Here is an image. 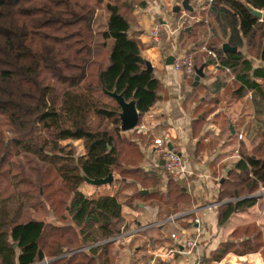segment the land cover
<instances>
[{"label": "trees", "instance_id": "16d2710c", "mask_svg": "<svg viewBox=\"0 0 264 264\" xmlns=\"http://www.w3.org/2000/svg\"><path fill=\"white\" fill-rule=\"evenodd\" d=\"M102 5L110 17L100 38ZM146 6L147 0H0V264H116L117 241H106L120 233L125 221L120 190L92 199L80 190L86 179L118 174L119 187L136 188L128 200L141 201L138 209L144 202L154 204L159 221L191 204L179 177L163 163L159 169L168 180L166 189L141 194L161 182L143 178L137 143L143 135L121 130V107L109 95L135 101L139 124L161 100L162 84L154 71L147 72L145 47L133 32L134 12ZM250 7L263 11L262 19ZM214 8L215 15L210 12L207 21L184 33L193 37L197 25L211 32V18L220 19L219 29L230 34L225 44L237 51L220 49L218 62L234 76L238 88L233 94L251 93L257 114L264 117V66L254 67L247 57L264 63V0H214ZM195 33L194 38L203 34ZM214 38L208 36L207 43ZM232 138L229 130L227 141ZM68 141H82L85 153L79 156L72 142L63 144ZM260 185L264 160L242 154L222 185L220 200L234 201L220 206L219 224L255 206L256 198H243ZM241 233L238 246L222 243L201 263L221 262L230 253H257L261 227L244 225ZM229 263L240 264L235 257ZM260 263L258 256L252 258V264ZM156 264L169 262L158 259Z\"/></svg>", "mask_w": 264, "mask_h": 264}, {"label": "crops", "instance_id": "0c3cea01", "mask_svg": "<svg viewBox=\"0 0 264 264\" xmlns=\"http://www.w3.org/2000/svg\"><path fill=\"white\" fill-rule=\"evenodd\" d=\"M176 3L177 0H147L145 8L134 12L136 24L133 32L138 34L139 40L145 47L142 56L152 64L154 74L162 84L161 100L144 115L142 121L152 130L153 134L150 136L153 137V140L154 136L166 137L165 139L169 141V147L182 156L186 174L179 177L177 182L187 190L191 204L177 214L190 213V215L179 220L178 223L167 224L165 227L156 225V221L159 222L157 217L156 221L153 220L149 224H145V217L150 214L153 217L152 214L158 213V209L156 207L154 209V204L144 202L140 204V209L136 207L135 212L123 214L127 228L131 224L133 227L136 226L135 229L133 227L126 229L129 234L125 242L129 243L130 246L135 238H142L144 247L142 245L135 247L133 254L135 257H141L146 253L148 258L155 249L173 244L170 236L179 227L192 231L193 221L197 217L201 219L197 248L191 256L180 254L172 261L173 264H190L199 255H206L207 258H210L211 253L216 251L222 243L231 242L238 246V243L244 240L241 233L244 225H250L251 228L258 226L263 231V238L255 245H258L257 253L245 256L230 253L227 256H234L241 264H252V258L258 256L264 264L262 255L264 253V194L259 196L262 193V185L253 195L243 198H256L255 206L234 214L223 225L219 224L217 217L220 206L234 201L230 199L221 201L220 196L223 183L228 179L229 172L236 167L241 155L246 154L258 160H264V117H259L257 114L251 93L244 97L233 94V91L238 88L234 76L227 74L221 66L216 69V64L210 63L205 53L200 51L196 53V56L201 53L199 57L203 60L202 65L205 66L209 62L204 68L205 77L199 80L198 85H202L209 91V97L208 95L203 98L194 97V90L188 84L190 81L195 82L196 71L190 77L176 72L172 64H168L171 57L180 58L188 55L190 54L188 49L192 48L191 46L186 49L182 44L184 42L183 32H185L182 22L186 18L182 15V9L176 12V9L181 7L176 6ZM211 13H214V9ZM192 26V24H188L186 31H190ZM156 30L158 33L157 36H154ZM186 39H192V37L187 34ZM223 47L224 43L220 48ZM200 50L202 51V49ZM248 59L254 64V67L264 66V63L250 56ZM214 69L216 73L213 72ZM212 74H216L217 77L214 78ZM225 82L229 83L226 88H223ZM260 83L263 82L260 81ZM217 87L221 88V94L215 93ZM262 88L264 89V86ZM212 98H215L213 101L215 105L211 106L213 108H210V111H214L203 120V113L198 114L200 105L209 104L210 102L207 101ZM249 103H252V107ZM219 115H222L226 120V126L220 128L216 126ZM258 121L262 124H258ZM217 128L218 131H216ZM229 130L232 131L233 138L227 141ZM255 132L259 136L254 140ZM146 136L148 135H143L141 140L137 139L140 152L144 157L143 167L146 175L143 178L161 182L157 188L151 187L147 191L149 193L164 191L168 180L157 164L159 157L151 150L153 140L149 141ZM153 169L157 172L154 173ZM138 187L139 190L142 189L141 186ZM139 202L141 201L137 203ZM168 227L173 229L170 234ZM227 256L221 262L214 263L224 264ZM130 257L134 258L132 254ZM140 264L144 263L141 262Z\"/></svg>", "mask_w": 264, "mask_h": 264}, {"label": "rangeland", "instance_id": "374dc122", "mask_svg": "<svg viewBox=\"0 0 264 264\" xmlns=\"http://www.w3.org/2000/svg\"><path fill=\"white\" fill-rule=\"evenodd\" d=\"M104 1L107 2V1H113V0H104ZM182 1L183 0H177L176 6H178V7L181 6ZM136 10H138V8ZM215 12H216V8H214V14L213 15H215ZM98 14H99V17H98V20H97V31H98V33L101 34L100 35V38H101L102 37V34L107 30V24H108V21H109L110 14L107 11H105V5L100 6V11H99ZM203 15H206V14L203 13ZM211 21H212V25H210V27H209L211 29V32H209L208 28L205 27V26H203V25H197V26H195L193 28L194 36L192 37V39H186L187 34L185 35V33L183 32L184 33L183 34V41L184 42H182V44H183L184 48L188 49L189 47L193 46L192 48H189L188 49L189 52H190V54L185 55V56L191 58L194 62L196 61V63L198 65L203 63L202 58L199 57V55L201 53H205L207 55V58H209L208 61H210V63L216 64L215 57L211 56L212 54H210L209 51L210 52H213V54L216 55V53H218V51L221 49L220 47H221L222 43H224V44L225 43H229V38H230L229 32H228V34L226 33V35H225L224 33H222V30L219 29V25H220L219 21H220V19L218 17H215L214 18V16H213L211 18ZM194 24L195 23H192V25H194ZM212 27H215L216 30L218 29L217 30L218 33H219L218 35H216V32L215 31L213 32ZM195 31H197V32H200L201 31V32H203V34L201 36H199L198 38H194V37H196ZM208 36L209 37L211 36L212 38L215 37L213 39V41L212 40L209 41L210 44L207 43V41H206V39H208ZM203 42H205V43H203ZM200 49H202V51ZM199 51L201 53L198 56H196V53L199 52ZM195 57H197L196 60H194ZM247 57L249 58V56H247ZM207 58H206V60H207ZM215 68L218 69V66H216ZM213 72L216 73V70L214 69ZM217 75H219V74L217 73ZM217 75L216 74H212V76L214 78L217 77ZM227 78L230 79L229 76H227ZM195 83H196V80H195V82L190 81V84H188L189 87L194 90V94H193L194 97H196V98H200V97L203 98V97H205L206 95L209 94L208 93L209 91H207L202 85H198V86L195 87L194 86ZM228 83L229 82H225L223 84V88H226V86H227ZM220 90H221V88H218L217 87L215 93L216 94H221ZM225 91H227V90H225ZM224 93H226V92H224ZM208 97H209V95H208ZM213 101H215V98H212L211 100L208 99L207 102H210L209 104H206V105L204 103L201 104L198 114L200 115L201 113H204V112L207 113V112H209L210 111V108L211 109L213 108L211 106L212 105H215V103ZM249 104H251V107H252V103H249ZM256 119H257V116L254 119L255 122H256ZM217 124L218 125H216V126L219 127V128L220 127H224V126L227 125V122L223 118L222 115H219V117H218V123ZM258 124H262V122L258 121ZM216 131H218V128H217ZM129 133L131 134L132 132H127L126 135H130ZM244 136H246V135H244ZM258 136H259V134L255 132L254 133V136H253V139L254 140L257 139ZM240 139H242V136H240ZM71 142L74 144V146L77 147V154L79 156H81V155H83L85 153V148H84V145H83V142L82 141H76V142L68 141V142H64L63 144L64 145H67V144H69ZM126 177H127V179L129 181H132V177H130V176H126ZM117 179H119V175L118 174L114 175V182L111 185L100 186V187H95V186H93V185H91L89 183H85V184H83L80 187V190H81V192L85 196L90 197L92 199H97V198L102 197V196L114 195L118 190H120L121 196H120L119 199H120V201L123 204V210H122L123 211V214L126 215V214H129L131 212H135L136 211V206H137L136 203L138 201L136 202V200L131 201V200H128V199H129V197H131L132 195L135 194L136 189H134L133 186H130V187H127V188L119 187L118 186ZM117 186L119 187L118 189H116ZM138 186H137V189L139 190V187ZM154 209H156L155 206H154ZM185 209H186V207H182L181 206L178 209V211L181 212V211H183ZM132 210H134V211H132ZM150 215H148V216L145 215L146 216L145 217V222H144L145 224H149L153 220L154 221H156L157 219L159 220L158 216H157V219H156V218L151 217ZM34 217L35 218H39L41 216L40 215H34ZM125 222L126 221H124V223L120 226V229H119L120 231L123 229L124 226H126V223ZM167 224L170 225L171 223H167ZM132 227H133V224H131V226H129L128 228L126 226V229L128 230V229H130ZM135 227L136 226H134L133 229H135ZM168 229H169V231H168L169 234L173 232V229H170V227H168ZM175 231L177 232V230H175ZM141 245L144 247L142 238H135V241L134 242H131V245L130 246H129V243L124 242L123 240L116 242L115 248L119 252L118 257L116 258V264H140L141 262L146 263L147 262V259L149 258V257L147 258V254L146 253L144 255H142L141 257H138V256L135 257V254H133V251L135 253V247L141 246ZM128 247L130 248L129 250H128ZM130 254H132L134 256V258L133 257H130ZM262 255L264 257V253ZM232 257H234V256H232V255L227 256L224 264H230L229 261H230V259ZM202 258L203 257L199 255V256H197V259H195V261H192L190 264H197L198 262H200V264H203V262L201 263ZM44 263H46V264L48 263L49 264L50 262H49V260H45ZM169 264H173V263L170 262ZM174 264H176V263H174ZM240 264H241V262H240ZM261 264H262V262H261Z\"/></svg>", "mask_w": 264, "mask_h": 264}, {"label": "built area", "instance_id": "2783aa9c", "mask_svg": "<svg viewBox=\"0 0 264 264\" xmlns=\"http://www.w3.org/2000/svg\"><path fill=\"white\" fill-rule=\"evenodd\" d=\"M190 4L193 6L194 12H189L182 8V15L186 18L187 22H182L183 30L187 29L188 24L192 23H200L203 21H207L208 14L214 9V0H191ZM205 13L206 15H203ZM158 30L154 32V36H157ZM212 54L211 56L215 57L216 65L220 66L217 56L213 54V52H209ZM174 70L178 73H183L185 75L191 76L195 74V65L194 61L187 57L183 56L180 58H175V61L172 65ZM138 135H152V130L148 125L139 124L133 131ZM166 138V137H165ZM165 138H158L154 136V140L152 143V152L159 157L157 160V164L159 167L162 166V163L165 165V169L167 172H170L178 177H183L186 174L184 161L181 155H179L175 150L169 147V141ZM261 194H264V187L261 186ZM190 213H181L177 215L171 216L169 219L164 221H156V225H164L167 223H178V220H182L185 217H188ZM154 218L157 217V212L152 214ZM194 227L192 231L186 228L179 227L177 232L172 233L170 239L173 241V244H169L167 246H162L154 251H152L151 256H149L148 260L144 264H156L157 260L160 259L163 262H171L175 260V257L180 254H184L187 256H191L193 251L198 246V235L200 234V226L201 219L195 218L193 221ZM126 226L120 231V233L113 239L106 241H127L128 232L125 231ZM104 242V243H106ZM103 244V243H99ZM99 244L95 245L98 246Z\"/></svg>", "mask_w": 264, "mask_h": 264}, {"label": "water", "instance_id": "95a60500", "mask_svg": "<svg viewBox=\"0 0 264 264\" xmlns=\"http://www.w3.org/2000/svg\"><path fill=\"white\" fill-rule=\"evenodd\" d=\"M191 0H183L181 3V7L176 9V12H179L182 8L184 10H187L189 12H194L193 6L190 4ZM251 13L259 18L262 19L263 17V12L253 9L250 7ZM224 51L227 52H236L237 48L231 47L230 45L225 44L223 47ZM175 58L171 57L168 60V64L174 63ZM205 66L202 65L201 67L196 69V83L194 86H197L199 84V80L205 77V72H204ZM147 72L152 73L153 72V67L150 62H147ZM109 95L117 102V104L121 107V130L124 133L131 132L133 131L140 122V112L137 109L136 102L131 101V102H126L125 99L123 98L122 95L117 94L116 92L114 93H109ZM114 182V175L111 173L107 178L104 179H86V183H89L95 187H100V186H106V185H111ZM142 195H148L149 191L143 190L141 191ZM99 264V263H98Z\"/></svg>", "mask_w": 264, "mask_h": 264}]
</instances>
